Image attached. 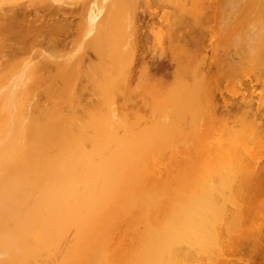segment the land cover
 <instances>
[{
  "label": "bare ground",
  "instance_id": "6f19581e",
  "mask_svg": "<svg viewBox=\"0 0 264 264\" xmlns=\"http://www.w3.org/2000/svg\"><path fill=\"white\" fill-rule=\"evenodd\" d=\"M45 1L0 7V48L12 54L26 42L55 46L57 36L75 30L73 47L88 43L102 63L89 66L85 76L103 103L80 107V121L70 104L74 92L65 89L57 95L65 105L51 98L57 107L41 109L32 93L46 88L37 64L28 82L22 69L13 84L0 79V264H194L197 258L215 264L213 250L228 243L232 257L246 258L225 264H262L264 223L232 230L234 217L222 221L232 209L227 215L217 201L229 200L234 180L254 193L264 190V155L239 152L249 139L264 150V0L229 2L237 10L225 27L217 26L220 0H157L178 10L172 19L156 18L170 33L166 60L163 51L150 53L142 43L141 27L153 24L150 0ZM76 18L80 23L72 29ZM133 61L140 63L143 82L169 74L177 87L162 99L170 111L159 108L147 128L140 127V114H132L134 121L114 105ZM48 90L47 96L56 94ZM177 148L180 161L161 157Z\"/></svg>",
  "mask_w": 264,
  "mask_h": 264
},
{
  "label": "rangeland",
  "instance_id": "374dc122",
  "mask_svg": "<svg viewBox=\"0 0 264 264\" xmlns=\"http://www.w3.org/2000/svg\"><path fill=\"white\" fill-rule=\"evenodd\" d=\"M2 1L3 0H0V3H1L0 4V7L2 6V8H4V9H7V7H9L10 4H8V6H5V5H7V3H11V2H14V4H18L19 3L21 5L23 3V6L30 5L29 4V1H30V3L35 4L34 3V0H29V1L28 0H24L25 2L22 1V0H9V1L8 0H4L3 2ZM39 1L37 0V2H39ZM41 1L43 2L44 0H41ZM49 1L50 0H48V2ZM53 1L54 0L50 1L49 3H52ZM69 1H70L71 4H72V2L73 3L74 2H79L80 3V2L83 1V3L86 5V4L92 3L94 0H69ZM226 1L227 0H220L219 1V4H218V8H219L218 18L219 19H217V26L225 27L226 18L227 17L230 18L231 17L230 16L231 13L233 11L237 10L236 8L235 9L233 8V10H232L231 7H229V2H232V0H228L227 3H226ZM235 1H234V3H237V0H235ZM15 2H18V3H15ZM64 2H66V1H64ZM139 4H140V8L142 7L143 10L147 11V6L146 5L143 6V4H145V3L140 2ZM238 5H240V1H239ZM150 7L153 8V9H155V13H154V17H153V24H150V25L148 24L146 26L147 28L145 26H142L141 27V29L143 30L142 36L144 37V40L142 42L143 43V46L150 53L159 54L161 51H163L164 55H166L169 58L170 52H171V48H172V45H171V43L169 41V38H168L170 36V33H169V30H168V27L166 26V24L160 22L156 18H160V17H162L161 15H163V16H167L168 19H172L174 16L178 15V10L176 8L177 6H175V5L172 6L170 4L163 5L162 3H160L157 0H150ZM228 7H229V10H228ZM226 11L228 12V14L229 13L230 14L227 15ZM220 12L223 13V14H221ZM225 14H226V16H225ZM222 19L223 20L225 19L224 20V25H222L223 24L222 23ZM77 20H79V19L76 18L74 20V25H73L72 29H74L76 27V25H75L76 23H80V21L78 22ZM75 21H77V22H75ZM121 23H123V22H121ZM121 23H120V27L122 29V26L123 25L121 26ZM158 23H160V24H158ZM148 26H151L152 28L151 27H148ZM148 29H150L149 30L150 32L148 31ZM167 31H168V34L169 35H167ZM76 33L77 32L74 30L71 33H69L66 37L64 35L57 36L58 39L61 38V41L60 42H56L55 46H48V47H46L45 45H42L41 47L40 46H37V45L32 46L30 43L26 42L25 45L22 47L21 50L15 51L12 54L9 53L8 49H6V48L1 49L0 48V51L1 52L3 51V55H1L2 53H0V58L2 57L1 58L2 60L0 59L1 60L0 61V79H1V81L2 82H5L4 85L13 84L14 81L12 83V79L13 78L16 79V77H13L12 78V76L13 75L14 76H17V80H19L18 76L20 75L19 77L21 79L22 78L21 77V74L24 71L23 73L25 74L27 72V75L26 74L23 75L24 77L22 79L24 80V78H25L24 81L28 82L29 81V76H30L29 73H30V71L33 72V70H31V67H33L35 64H37V65H35L33 67V68H37L36 69L37 71H35V74L37 73L38 74L37 76H40L41 77L40 83H41V85L42 84H46V88H45L44 85H42V86L40 85V86L41 87H44L43 89H45V90H48V87L47 86H49L50 89L47 92H49V91H52V93L56 92L55 95H49V96H51V97H49V96H47L44 93L45 91L43 92V89L42 90H40V89L39 90L38 89L36 90V87H35L34 90H36V91H33L32 93L35 92V94H34L35 95V101H37L36 103L39 105L40 108H41V106H45L46 107V104H47V107L49 106V108H51L50 105L52 103L54 105V106L52 105L53 106L52 108L57 107V105L53 101H51L52 100L51 98H53V99L54 98H57V100H55V101H57L56 102L57 104H59L58 103L59 100H61V101L62 100H65L62 103V104L65 105L66 99H64L62 97V95L61 96H57L60 93L62 94V92L65 91V89H67L71 94L74 92L73 93V98H72L73 100L70 99L71 100V103L70 104L73 105V106L76 105L74 109L76 110L77 116L80 117L79 120L81 118L82 119L84 118L83 114L85 113V112L79 111L80 107L81 108L83 106L86 107V108L83 107L84 110L85 109H88L89 110V108H91V110H92V108L102 107V103L103 102H101V100L97 96H93L94 94L91 91L92 86L87 82V77L85 76V74L88 73V71H89V68H90L89 66H92V65L95 66L96 64H98L97 62H99L98 65H101L102 63L100 64V60H98V61L96 60L95 55L93 54V52H91L92 49L89 48L90 46L87 47V45H89L88 43L86 45L85 43L81 42V43L84 44L82 46L80 44H77L78 46H80V51L81 52L79 51V47L76 44H75V46H77L78 49H77V47L75 48V46L73 47V45H74V43L76 41V38H77L76 37ZM122 34H123V32H122ZM117 35H120V34H117ZM165 35H167V37ZM52 37H54V36H52ZM122 37L123 36H121L120 40L118 39L119 40V43L122 40ZM222 37H223V35H222ZM222 37H220V38L222 39ZM71 39H74V40H71ZM146 40H148V41H146ZM115 41H117V40H115ZM116 43L119 45V47L121 46V44H119L118 42H116ZM145 44H146V46L147 45L148 46L146 47ZM161 45L163 46V48L161 47ZM117 49H120V48H118V46H117ZM169 49H170V51H169ZM77 50L79 51V56L78 57L76 56L78 54ZM109 52H106V54L104 55L107 58H105V57H102V58H105L107 60L108 57H109V55H111V54H109ZM110 53H112V52H110ZM72 56L73 57L76 56L75 58L78 61H75V59H73V61H75L73 63L71 60H69V62L71 61L72 63L69 64V66L67 65L68 67L65 66V64H68V62H67L68 59L67 58L68 57L69 58L71 57V59H72L73 58ZM29 57H31L32 60H30ZM25 58H26V60H25ZM148 58H149V55H148V57L146 59H148ZM33 59H36L35 60L36 61L35 63H33L34 62ZM105 59L103 61H106ZM14 62H16V63H14ZM64 62H65V64H63ZM11 63H13V64H11ZM31 64L33 66H31ZM156 64L159 65V63H156ZM98 65H96V66H98ZM124 65H125V63L123 64V66L121 64L122 67H125ZM130 65L131 66L129 68L132 67L133 68V71H129L128 70L131 73H129L128 71H126L129 74L126 75V73H125V76H124L125 77L124 79L126 80V82H129L128 83L129 85L127 84V88H125V90L123 89L124 91L122 93H119V94H115L114 95L115 97H113V100L117 101L116 103L114 102L115 103L114 105H115V107H117L119 113L122 114V112H123V114H126L125 116L128 117L129 119L131 117H132V119H135V116H133V115H136V114L134 112L138 113L137 116L140 114L138 116L139 119L138 118H136V119L139 120L138 123L140 121H142V123L141 122L139 123L140 127L142 126V128H147V127H149V126H151V125H153L155 123V121H156L155 119L156 118L158 119L157 116L159 115V113L156 112L157 110L159 112L160 110H165L166 111V110L169 109V106L167 105V103H163V102L166 101V100L163 101L165 99L164 97H166V96L168 97L169 94L175 93L176 92L175 88L177 89V87L174 86L175 82H174V80L172 79V77L169 74H165L163 76V79H160L159 78L160 76L158 75L157 78H156L157 79L156 81L155 80H153V82L149 81V83L147 82V80H148V78H147L146 79V82L148 83L147 84L145 81L143 82V80H141V79H144V77H143V74L140 71L141 70L140 63H137L136 61H133L132 64H130ZM134 65H135V69H134ZM12 67H15L14 69L17 70L18 73H20V74H18L17 71H15ZM67 68L69 70H67ZM4 69H6V70H4ZM19 70H21V72ZM138 70L140 71V73H139ZM167 70L169 72H171L173 69L169 67ZM13 71L15 72V74H14ZM67 71L69 73V77H68ZM160 71H162V70H160ZM5 72H8V73L6 74ZM11 72H13V74L10 75ZM64 72L66 73V75H67L68 78H65L64 79V75H63ZM139 74H140V78L138 77ZM10 76H11V82L9 81ZM127 76L128 77L130 76V77L128 78ZM130 78H131V80H130ZM127 80H129V81H127ZM64 81H67L68 83H70L69 85H71V86H67L66 85L64 87V85H63ZM59 89H60V91H59ZM41 91H42V93H40ZM64 94H65V92H64ZM74 94H75V99H74ZM96 97H97V100H96ZM41 101H42V103H41ZM48 101H49L50 104L48 103ZM68 103H69V101H68ZM98 104H99V106H98ZM165 104H166V106H168L167 108H166ZM163 106H165V107H163ZM159 108H160V110H159ZM41 109H43V108H41ZM53 110L54 111L51 110L50 113H52V114L56 113L58 111V108L56 109V112H55V109H53ZM88 110H86V111L89 112V113L92 112L91 110H90L91 112L88 111ZM168 111H170V110H168ZM81 116H83V117H81ZM86 116H87V114L85 115V117ZM140 116L143 119H141ZM89 117H90V115H89ZM152 117H154V118H152ZM75 119L76 118H74V120ZM136 119L134 121H137ZM179 150H180V148H177L176 150L171 151V153L173 152L172 154H170V151L163 152V154H161V157L165 160V158L166 159H169V156H171L172 158H175L176 160L180 161L181 160V156H179V153H178ZM239 152L247 153V155H249L251 153H254L255 155H257L259 157H261V155H264L263 147H262L261 143L259 141H257L256 139H253V140H250L249 139V140L243 141V143L239 146ZM163 159H162V161L165 162ZM166 161H168V160H166ZM261 162L264 163V160L261 159ZM164 165H165V163H164ZM231 184H232V186H231L232 188L230 189V191H226L228 193L233 192V193H231V195L229 197V200H228V198L225 197L228 194L225 195V193H224V195H225L224 198H226V200H228V201L224 200V201H226V202H224V201H222L223 199L220 200L222 197L220 199L218 197L217 200L218 199L219 200L218 201L216 200L219 203H224L225 204L224 206H225V208L227 207V209L226 210L224 209V210L225 211L228 210L227 215L229 214L230 209H232V211H233V212L232 211L230 212V215L231 216L229 215L228 218L223 217V214H224V216L226 214V212L224 211V213L222 214V218L223 219L226 218L227 220H222V219L221 220L222 221H226V223H227V221H229L230 217L231 218L234 217L232 220L230 219L231 222L229 221L230 223H232V224H230L232 226H228L230 228L232 227V230L235 229V228H237L239 225H241V226L243 225L244 227L242 226V229H244L246 231H247V229L248 230H251L250 228L253 229V228H257V226L259 227L262 222L264 223V218L262 216L263 213H264V190L262 189V191L259 190V191H256L254 193V191L252 192V190L247 189L248 187L246 188V185H245V188L247 190L244 188L243 185H240L239 186V182L237 180L236 181L234 180V183H231ZM219 205H222V204H219ZM219 205H217V206H219ZM238 210L240 212L238 214H234V211H238ZM231 213L234 214V216ZM219 216H221V215L219 214ZM221 224L222 225H225L222 222H221ZM216 248L217 249L216 250L214 249L213 250V253L211 254V255L214 254V256L213 257L210 256V257H212V259L214 258L211 261H213L215 264H225V263H228V261L230 259L231 260H234V259L238 258L239 256L242 257V258H246V254L245 253L244 254H241V255H234L233 257L231 256V254H232L231 253V250L233 249L232 243H228L227 246H225V244L223 246V244H222L221 247H216ZM214 251H215V253H214ZM197 259L196 260L198 262H194L196 260H193V259H191V260H193L194 264L195 263L196 264L197 263H200V264H205V263L208 264L209 263V262H205L206 261V258H205V260L204 259L201 260L199 258H197ZM263 260H262V262H263ZM209 261H210V258H209ZM191 263H192V261H191Z\"/></svg>",
  "mask_w": 264,
  "mask_h": 264
},
{
  "label": "flooded vegetation",
  "instance_id": "af4514ba",
  "mask_svg": "<svg viewBox=\"0 0 264 264\" xmlns=\"http://www.w3.org/2000/svg\"><path fill=\"white\" fill-rule=\"evenodd\" d=\"M146 23H147V22H145V24H143V26H146ZM141 30H142V29H141ZM142 32H143V31H142ZM166 59H168V57L165 55V60H166ZM165 60H164V62L162 61V63H161L162 66H167V63H166ZM263 261H264V260H263ZM262 264H264V262H262Z\"/></svg>",
  "mask_w": 264,
  "mask_h": 264
}]
</instances>
